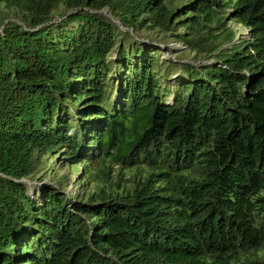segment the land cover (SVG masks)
Masks as SVG:
<instances>
[{
    "label": "trees",
    "instance_id": "trees-1",
    "mask_svg": "<svg viewBox=\"0 0 264 264\" xmlns=\"http://www.w3.org/2000/svg\"><path fill=\"white\" fill-rule=\"evenodd\" d=\"M0 264H264V0H0Z\"/></svg>",
    "mask_w": 264,
    "mask_h": 264
},
{
    "label": "rangeland",
    "instance_id": "rangeland-1",
    "mask_svg": "<svg viewBox=\"0 0 264 264\" xmlns=\"http://www.w3.org/2000/svg\"><path fill=\"white\" fill-rule=\"evenodd\" d=\"M188 0H174V4L176 5H183L187 3ZM60 13L63 12V9L59 10ZM98 14H101L105 17H107L110 20H114L107 9H104ZM118 23V22H117ZM233 29L237 31L238 34H244V29H242L240 26L235 25L234 23L229 24ZM179 32H183L182 29L179 30ZM161 33L158 31H152L147 28H144L143 30L139 31L135 34L136 39H140L144 41L145 43L148 42L152 46H157L160 49V52L163 54V56H160V61L163 60H169L173 62L174 64H191V65H201L204 63L203 58H197L195 56L194 51L188 49L185 45L178 41H174L173 36H168L163 38V43L158 42V38H161ZM180 70H174L172 72V75L168 78V80H163L165 84H169L170 86L174 85L177 78L181 77ZM112 98L117 99L115 92L113 93ZM169 99V98H168ZM45 166L47 170L45 172H42L40 174L35 173V177L31 180L26 179V185L28 186L29 192L34 198L36 197L37 190L40 189L43 186H50L55 187L58 189L61 194H64L69 199L79 200L83 196V191H93L96 186H101L97 182H89L86 184V186H82L79 181V173L83 169V164H78L76 166L75 171H71L69 169L68 165H65L62 162V155L55 154V156H52L51 159L45 161ZM113 172V175H116L117 173V166H114V168L111 170ZM59 179L61 183H63V188H58L56 185V180ZM130 181L132 179L127 175L124 174L121 181V186L130 185ZM114 188V187H113ZM119 188V189H120ZM118 190V189H117Z\"/></svg>",
    "mask_w": 264,
    "mask_h": 264
}]
</instances>
